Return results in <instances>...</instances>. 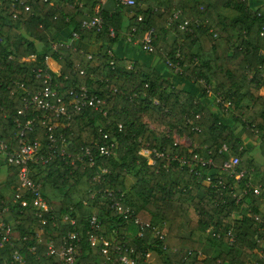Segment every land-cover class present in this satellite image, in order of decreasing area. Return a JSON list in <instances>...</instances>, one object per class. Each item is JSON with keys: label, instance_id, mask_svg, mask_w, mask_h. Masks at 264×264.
<instances>
[{"label": "trees", "instance_id": "obj_1", "mask_svg": "<svg viewBox=\"0 0 264 264\" xmlns=\"http://www.w3.org/2000/svg\"><path fill=\"white\" fill-rule=\"evenodd\" d=\"M136 1L143 6L117 5L111 13L101 10L102 29L81 31L80 39L89 44L115 42L123 17L132 12L128 34L134 28V38L140 40L154 29L157 51L152 54L171 71L166 60L179 61L185 72L177 75L194 83L200 96L177 88L153 67L115 54L111 65L107 53H89L73 45L51 47L59 33L69 30L70 37L78 31L82 21L95 14L99 0H0V138L8 143L17 139L15 121L25 92L17 83H23L29 94L42 89L37 68L51 74L71 114L69 125L63 117L51 120L61 127L66 153L56 151L49 162L32 165V177L41 184L49 207L44 224L29 194L14 200L18 167L6 164L7 175L0 181V220L13 228L17 239L12 249L23 254L22 264H47L48 246L58 248L69 231H77V256L89 264H101L115 246L131 253L136 264H149L147 254L152 251L163 255L166 264H264V197L248 189L264 186V162L253 155L254 148L264 143V0L259 4L252 0ZM175 9L181 11V19L189 20L190 30L169 25ZM224 9L236 15L226 16ZM110 28L116 36L110 35ZM81 86L104 99L105 114L88 106L73 109L70 91L78 92ZM154 98L159 105L152 103ZM204 98H210L217 110L228 104L225 113L232 124L222 121ZM32 115L37 122L34 135L45 154L50 149L41 112H26L27 117ZM173 131L188 136L191 145L174 144ZM111 142L112 153L101 154L99 147ZM58 143L62 145L61 140ZM147 145L211 158L213 164L180 165L166 158L150 164L139 154ZM86 146L91 148L92 160L83 155L81 148ZM231 156L240 159L236 172H245L240 179L222 169ZM103 168L107 172L98 177ZM129 175L136 183L127 188ZM233 193L240 194L239 201ZM114 201L153 226L168 223L165 241L151 230L138 236L132 220L118 213ZM92 214L100 221L95 241L89 233ZM185 217L188 237L178 235ZM230 229L232 237L227 234ZM12 249H0L2 264H14Z\"/></svg>", "mask_w": 264, "mask_h": 264}, {"label": "built area", "instance_id": "obj_2", "mask_svg": "<svg viewBox=\"0 0 264 264\" xmlns=\"http://www.w3.org/2000/svg\"><path fill=\"white\" fill-rule=\"evenodd\" d=\"M47 1V0H45ZM104 0H99V3L95 7V14L91 16L89 19H84L81 23L80 29L78 31L73 30L71 32L70 41H64L60 39L53 40L51 42V47L55 48L57 45H66V46H74L72 40L80 39V32L84 30H95L96 32L100 31L103 27V18L100 14L101 2ZM116 5L123 6H134L143 4L141 2H137L136 0H115ZM26 9H29V6H26ZM15 17V16H14ZM137 20L142 19L141 14H137ZM169 25L172 23H177V27L182 29H189L190 22L188 19H181V11L173 10L171 16L168 18ZM134 31L131 34H128L127 40L137 42L141 49L147 53H155L157 48L155 47L153 41L155 37L154 29L150 28L147 30L143 37L140 40L134 38ZM110 35L112 37L116 36V30L110 28ZM159 52H163L162 49H158ZM109 62L111 65H114V54L109 51ZM179 56V54H177ZM33 58L34 56H29ZM166 64L168 67L172 68L173 71L177 74L182 75L185 72L184 66L180 64L179 61H172L170 59L166 60ZM131 67V64L128 66ZM35 76L37 79L43 80L44 87L33 94H29L28 89L25 88L23 83H17L18 87L24 89L25 92L22 95L23 106L17 111L16 125L18 128L17 139L15 141H11L10 143L3 141L0 138V156H2L7 165H15L18 167V179L19 186L15 190V198L14 200H24L26 194H29L32 198V203L37 211V218L40 223L45 222L44 214L49 210L46 199L44 198L41 190V184L37 183L33 179V162L40 161L43 164L49 162L56 151L58 153L65 154L67 143L62 134L61 127L58 126L55 122H52V118H65L66 124H68V120L71 118V114L69 113L66 105V101L59 95L55 85L52 82V76L45 68H37L35 70ZM264 80V75H263ZM204 84V83H203ZM147 86V84H146ZM208 87V86H207ZM27 89V90H26ZM70 94L74 98L73 109L75 111H81L83 107L88 106L99 111H102L103 114L106 112L103 111L102 105L104 104V99L98 97L97 95H91L88 93V90L85 86H81L78 92L70 91ZM152 103L154 105H159L160 102L157 99H153ZM216 103H220V99H216ZM31 110L34 114L35 111L41 112V124L43 126V131L48 142V148L50 149L45 154L41 153L42 144L38 136H35V132L37 129V122L35 115L30 117L26 116V112ZM228 110V104H222L221 111L225 112ZM194 129L199 130L196 126ZM31 135V136H30ZM103 138L107 139L108 134L106 132L103 133ZM59 140H61L62 145H59ZM180 141L174 140V144H179ZM115 146L113 142L110 144H103L99 147V151L103 155H109L112 153V148ZM223 149L226 150L227 146L223 145ZM83 155L88 156L90 160H92L91 148L89 146L81 148ZM38 154H40L38 156ZM139 154L148 158V162L150 164H155L158 158H166L169 161H176L180 165H190L195 166V164L200 165H210L213 164L211 158H206L204 156H192L188 157L185 155H180L175 151H170V149H157L156 147L144 146L139 150ZM240 159L238 156H231L227 160L224 161L222 165V169L225 171H230L235 174L236 179H240L244 175V171L236 172V167L239 164ZM107 168H103L98 172V177L102 175V173H106ZM207 181L211 180V176L206 177ZM223 187V186H222ZM249 190H251L255 195H260L264 197V186L262 185H249ZM232 196L239 201L241 196L240 194L233 193ZM26 201H23L22 204L25 205ZM114 208L120 213L124 219L127 221L132 220L135 227L137 228V235L142 236L146 230H151L153 236L158 238L160 241L164 242L166 239V229L163 224L161 225H151L148 222L142 221L137 216H133L132 212L129 208H124L121 206L119 201H114ZM7 207H4V210H7ZM66 220H69L72 224L74 223V219L69 218V216L64 217ZM90 225V240L95 241L97 239V232L100 229V221L97 215L92 214L89 219ZM37 237H40L41 229L37 231ZM227 234L229 236H234L232 230L230 229ZM16 237L13 234V228L10 224L6 223L3 220H0V249L9 247L13 248L14 242L16 241ZM23 239H26L24 236ZM40 239V238H39ZM63 242L59 245L58 248L53 245H49L46 251V256L49 258L47 264H89L81 262L77 256V243L80 241L79 235L77 231H69L63 238ZM164 248H166V244L164 243ZM31 250H34L32 247ZM11 262L14 264H22L24 263L23 254L17 250H11ZM190 253V252H189ZM137 260L132 256L131 253L124 254L121 252L120 246H115L113 251H109L106 255V258L101 264H136ZM2 264V262H0Z\"/></svg>", "mask_w": 264, "mask_h": 264}, {"label": "crops", "instance_id": "obj_3", "mask_svg": "<svg viewBox=\"0 0 264 264\" xmlns=\"http://www.w3.org/2000/svg\"><path fill=\"white\" fill-rule=\"evenodd\" d=\"M252 2L254 3L258 2L259 4L260 0H252ZM116 6L117 5L115 0H104L101 2V9L104 10L105 12L111 13L117 11ZM223 14L229 17H233L236 15V12L234 10L224 9ZM132 16H133L132 12H129L126 13V15L123 17L122 26L120 29L117 30L116 41L113 43L89 44L87 42L82 41L81 39H75L72 40V42L75 47L78 46L82 48L84 51L89 53H93V52L108 53L109 51H111L113 52V54H115L120 58L129 59L131 60V62L136 61L146 67H153L156 70H158L160 73H162L164 77L168 78L171 81V83L177 88L185 92H188L192 95L200 96L199 88L194 83H192L190 80L186 78L178 76L176 73L168 69L158 55L147 53L141 49L140 45L137 42H133V41L131 42L127 40L128 32L126 28L128 27ZM68 35H69V30L63 31L57 35V39L70 41V37ZM196 49L197 46L194 47L193 51H196ZM204 102L207 105L213 106L210 98H204ZM213 107L216 114L221 118L222 121L232 124V122L227 121L228 118L223 120L220 111L217 110L215 106ZM182 145L184 146L191 145V140H189V143H182ZM259 147H261L262 149L264 147V143L261 142V144H259ZM6 167L7 165L5 163L4 158L0 156V181L4 179L7 175ZM135 183H136V179L133 176L129 175L126 177L125 184L127 188L132 187ZM188 222H189L188 217H185L178 230L179 236L188 237L190 235ZM163 225L165 226V229L167 231L168 223ZM131 231L132 233H134L136 232V229L134 227H131ZM147 262L149 264H166L165 257L153 251L147 254Z\"/></svg>", "mask_w": 264, "mask_h": 264}, {"label": "rangeland", "instance_id": "obj_4", "mask_svg": "<svg viewBox=\"0 0 264 264\" xmlns=\"http://www.w3.org/2000/svg\"><path fill=\"white\" fill-rule=\"evenodd\" d=\"M255 3H258V2H255ZM16 33H17V31H16ZM212 103V102H211ZM213 104V106H215L216 107V105H215V103H212ZM212 106V107H213ZM214 108V107H213ZM220 111V113L222 114L221 116H222V119L223 120H225V119H227L228 118V122H232V119L225 113V112H222L221 110H219ZM172 138H173V140H178V141H180V142H182V143H189V137L188 136H186V135H182V134H180L179 132H177V131H173L172 132ZM263 143V142H262ZM261 144V143H260ZM263 149V150H262ZM261 149V147H259V146H256L255 148H254V151H253V155L257 158V159H261V161L262 162H264V147ZM2 180H4V179H2ZM1 180V181H2Z\"/></svg>", "mask_w": 264, "mask_h": 264}]
</instances>
